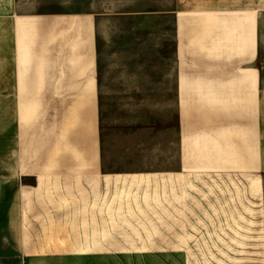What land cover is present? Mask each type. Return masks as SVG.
<instances>
[{"label": "crops", "instance_id": "1", "mask_svg": "<svg viewBox=\"0 0 264 264\" xmlns=\"http://www.w3.org/2000/svg\"><path fill=\"white\" fill-rule=\"evenodd\" d=\"M35 4L23 9L28 3L0 0V173L39 179L100 175L98 25L126 21L132 25L118 35L120 41L147 34L152 25L160 37L152 51L162 70L165 95L159 98L176 101L178 173L248 174L263 183L259 0H59L40 9ZM5 188L11 190L9 183ZM15 216L0 226V259L24 251Z\"/></svg>", "mask_w": 264, "mask_h": 264}, {"label": "rangeland", "instance_id": "2", "mask_svg": "<svg viewBox=\"0 0 264 264\" xmlns=\"http://www.w3.org/2000/svg\"><path fill=\"white\" fill-rule=\"evenodd\" d=\"M19 1L40 9L59 0ZM260 22L264 70V11ZM131 25H98L100 175L0 173V226L16 214L25 243L0 264H264V176L178 173L176 101L159 98L152 51L160 37L152 25L118 40Z\"/></svg>", "mask_w": 264, "mask_h": 264}]
</instances>
